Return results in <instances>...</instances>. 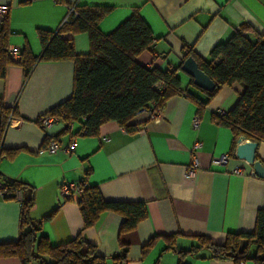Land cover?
<instances>
[{
	"label": "crops",
	"instance_id": "0c3cea01",
	"mask_svg": "<svg viewBox=\"0 0 264 264\" xmlns=\"http://www.w3.org/2000/svg\"><path fill=\"white\" fill-rule=\"evenodd\" d=\"M0 5L9 7L8 46L19 52L27 47L33 56L41 53L37 31H56L72 6L111 8L98 24L102 34L111 33L137 10L153 37L151 49L135 58L143 67L175 69L187 51L208 61L211 49L243 25L250 29L245 33L250 42L260 34L264 44V0H0ZM66 36L72 38L75 54L88 55L85 33ZM177 74L182 88L207 100L188 85L185 74ZM72 81L73 64L68 61L38 62L26 80L20 67L9 66L0 80V98L6 104L14 101L17 115L7 122L3 135L2 148L12 154L0 158V178L26 184V190L17 192L22 198L33 191L29 215L40 222L38 236L54 247L80 235L108 259L106 264L120 252V245L128 246L127 264H177L176 254L163 252L166 241L160 237L176 236L174 248L181 251L196 246L198 236L223 244L228 233L253 232L256 212L264 208V180L249 175L251 167L235 157L231 131L212 121L213 115L235 105L243 90L240 83L221 88L199 116L186 98H170L159 121L136 115L132 123L138 130L133 135L113 122L102 125L95 137H74L64 132L63 123L42 130L39 117L70 97ZM195 117L197 127L192 125ZM56 138L59 149L42 152ZM196 143L201 147L192 152ZM222 156L227 157L224 166L211 165L212 159ZM193 157L201 169L186 178ZM255 160L264 165V142L258 143ZM82 182L97 187L104 200L144 203L147 218L120 236L121 220L112 214L83 229L78 197L66 201L59 195L62 185ZM18 237L19 203L0 199V244L14 243ZM153 237L158 238L142 257V246ZM207 256L201 251L184 262L233 264ZM0 264L20 263L10 257L0 258Z\"/></svg>",
	"mask_w": 264,
	"mask_h": 264
},
{
	"label": "trees",
	"instance_id": "16d2710c",
	"mask_svg": "<svg viewBox=\"0 0 264 264\" xmlns=\"http://www.w3.org/2000/svg\"><path fill=\"white\" fill-rule=\"evenodd\" d=\"M74 10L75 15L69 16L67 22L56 31H37L41 45L38 56H33L24 47L17 60L9 58L7 54L10 35L8 20L0 22V80L5 78L9 66L20 67L23 79L26 80L38 62L68 61L73 64L70 97L42 114L59 118L64 124V132L69 133L67 126L74 123L77 130L85 131L84 136L95 137L102 125L113 122L127 134L133 135L137 132L138 125L132 121L142 109L152 107L153 111H162L167 100L182 96L197 107L196 114L199 116L221 88L240 83L243 90L235 105L227 113L213 115L212 121L217 126L229 129L234 141L244 136L252 142H264L262 35L256 34V41L250 42L245 37L250 29L243 25L228 41L211 49L208 61L187 51L183 53L178 67L160 70L143 67L135 62L137 55L153 46L151 31L137 10L109 34H102L98 24L111 8L74 6ZM79 33H85L88 38L89 53L84 57L75 54L72 38L66 36ZM188 57L195 60L199 70L215 85L214 90L208 93L196 88L187 76L188 85L203 94L206 101L194 96L188 88L181 87L177 72ZM158 83L161 87H156ZM5 105L0 98V158L12 154L3 150L2 139L7 122L17 116L15 109L11 112ZM88 174L89 172L86 176ZM0 181L8 193L4 200L16 201V193H22L27 188L26 184L19 181L1 178ZM80 185L77 205L83 229L94 226L101 216L112 214L121 220L118 230L120 236L133 232L147 218L144 203L107 201L102 198L97 187L84 185L83 182ZM20 198L19 237L14 243L0 244V258H16L20 264H106L108 259L100 256L97 248L85 242L80 235L63 245L50 246L45 237L38 236L40 222H33L29 215L33 207V191L28 198ZM53 214L54 211L43 220H48ZM175 237L160 238L166 241L163 252L176 254L177 264H186L184 260L187 256H196L201 251L207 252V258L211 260L231 261L233 264H264V208L256 212L252 233H228L223 244H215L198 236L194 238L196 246L177 251L174 248ZM157 238L149 239L142 246V257L149 252ZM242 242L245 243L244 247H241ZM127 254L128 246L120 245V252L109 260L111 264H127Z\"/></svg>",
	"mask_w": 264,
	"mask_h": 264
},
{
	"label": "built area",
	"instance_id": "2783aa9c",
	"mask_svg": "<svg viewBox=\"0 0 264 264\" xmlns=\"http://www.w3.org/2000/svg\"><path fill=\"white\" fill-rule=\"evenodd\" d=\"M27 1H33V0H27ZM8 13H9V7L5 6V5H0V22H3L7 19ZM71 15H75L74 6H72L68 9L67 15L61 21L59 26L65 24L67 22L69 16H71ZM7 54L9 56V58H11L13 60H17L19 58L20 52L13 47L7 46ZM156 87H161V84L158 83L156 85ZM5 106L7 108H9L11 110V112L15 109L14 101L10 104H6ZM151 108L152 107L142 109L139 111V113L137 115L146 114L149 121H159L161 119V116H162V111H159V110L153 111V109H151ZM218 114L222 115L223 113L219 112ZM38 121H39V126L42 130H46L56 123H62L59 118L51 117L49 115L40 116ZM197 124H198V117H195L193 119L192 125H193V127H197ZM76 127L77 126L74 123H70L67 126L68 132L72 133L73 135H76L74 137L84 136L85 131L84 130L79 131V129L77 130ZM200 147H201V144L196 143L192 148V152L197 151L198 149H200ZM58 149H59V141L58 140H50L46 144V146L44 148H42L41 150H42V152L55 153ZM71 149H72V146H69L65 151L68 153V152H70ZM226 162H227V157L222 156L220 158L212 159L211 165L212 166H224L226 164ZM200 169H201V164L193 157L191 165L184 172V176L186 178H189L196 171H198ZM249 175L255 177V175L253 174L252 171H250ZM0 190H1L0 191V199H3V198L8 196L6 189H4V184L1 181H0ZM80 191H81V185L80 184H64L59 188V195L63 200L68 201V200L75 199L76 197H78L80 194ZM16 201L17 202L21 201L19 193H16Z\"/></svg>",
	"mask_w": 264,
	"mask_h": 264
},
{
	"label": "water",
	"instance_id": "95a60500",
	"mask_svg": "<svg viewBox=\"0 0 264 264\" xmlns=\"http://www.w3.org/2000/svg\"><path fill=\"white\" fill-rule=\"evenodd\" d=\"M180 71L191 78L192 84L196 88L208 93L214 90V83L199 70L193 58L188 57L185 59L180 66ZM257 145L258 143L249 141L244 136L238 137L235 147V157L250 166L255 177L264 180V165L255 160Z\"/></svg>",
	"mask_w": 264,
	"mask_h": 264
},
{
	"label": "rangeland",
	"instance_id": "374dc122",
	"mask_svg": "<svg viewBox=\"0 0 264 264\" xmlns=\"http://www.w3.org/2000/svg\"><path fill=\"white\" fill-rule=\"evenodd\" d=\"M252 252H253V249H251V253H250V254H252ZM246 263H250V264H252L251 262H246Z\"/></svg>",
	"mask_w": 264,
	"mask_h": 264
}]
</instances>
